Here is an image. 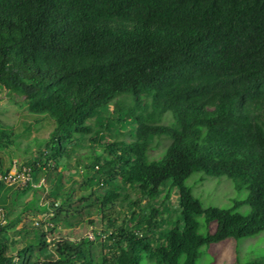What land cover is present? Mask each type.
<instances>
[{
	"label": "trees",
	"instance_id": "obj_1",
	"mask_svg": "<svg viewBox=\"0 0 264 264\" xmlns=\"http://www.w3.org/2000/svg\"><path fill=\"white\" fill-rule=\"evenodd\" d=\"M0 88L53 122L15 163L26 184L0 178V264H195L202 245L264 231V0H0ZM17 137L0 122V175ZM85 139L105 154L68 168ZM195 171L227 175L245 199L203 206L185 182ZM30 189L43 202L34 193L15 212ZM31 210L39 227L22 226L13 248L8 228ZM93 213L92 238L47 241ZM200 215L213 231H198Z\"/></svg>",
	"mask_w": 264,
	"mask_h": 264
},
{
	"label": "rangeland",
	"instance_id": "obj_2",
	"mask_svg": "<svg viewBox=\"0 0 264 264\" xmlns=\"http://www.w3.org/2000/svg\"><path fill=\"white\" fill-rule=\"evenodd\" d=\"M22 97L18 94H9L6 93L5 89L0 88V122L5 125H11L16 133L17 144L11 146L8 150L12 157L13 163L19 165L26 161L28 158H31L37 155L39 147L43 144L44 140L48 137L50 130L53 127L52 120L41 114L30 113L25 104H21ZM113 104L109 105V110L111 111ZM170 115V112H167ZM170 120V117L167 115L163 119L164 122ZM128 127L122 128L121 132L125 133ZM120 138H129L128 135L121 134ZM168 140L165 137L155 138L152 145L148 150L149 159H158L161 157L162 153L165 150ZM73 153L68 163V168H73L77 162L83 164L88 162L89 159L94 155V153H100L104 155L103 146L97 143H93L88 140L78 141L77 145L73 147ZM80 167V165H79ZM74 169V168H73ZM73 169L71 171H73ZM12 171V169H11ZM65 175L68 176V171H64ZM64 175V176H65ZM41 177V175H40ZM202 177V178H201ZM78 180L80 176L76 175ZM186 184L190 185L192 188L193 194L199 198L203 206L208 205H217L220 207H230L233 205L234 200L241 201L246 197V189L242 188L240 190L236 189L234 186L233 180L227 175L223 174L220 176L207 175L204 171H195L187 179ZM32 184L37 186L43 184V186L48 187V181H44L43 178L40 181H33ZM18 185V184H15ZM7 191V190H6ZM3 191V192H6ZM8 192V191H7ZM44 192V191H43ZM34 193L40 197L38 203L43 202L42 190L38 189L33 191L32 189L28 190L27 193L22 198H19L14 206V211L18 212L22 203L29 198H31ZM35 194V195H36ZM131 198L136 197V193L130 192L129 195ZM176 194L173 193L170 198V204L175 205ZM145 201L142 200L141 203ZM117 205H121L117 203ZM121 209L125 210L126 206H120ZM118 208V207H117ZM249 205L247 203H242L237 207L239 212L249 211ZM119 209V208H118ZM43 213L29 211L28 215H25L21 220L16 223L13 227L8 228V235L10 238L17 240V244L13 246L21 245L20 238L18 236V230L22 226H26L28 231L33 227H39L35 224V221ZM167 214V211L164 215ZM15 213H12L10 217H13ZM117 216V213L114 214ZM92 218L93 223H88L87 219ZM0 218H1V207H0ZM81 222L72 228L58 225L53 232H49L47 235V241L51 242L53 239L59 238H69V239H78L86 234H90L93 228L100 230L103 225H101L99 217L94 213L88 216H85V219L77 217ZM200 226L198 231L202 234L207 231H213L215 229V222H211L209 225L205 223L204 216L200 215L197 217ZM118 220L120 218L118 217ZM47 223V222H46ZM208 225V226H207ZM43 228V227H42ZM209 228V229H208ZM44 254L41 256V258ZM236 257L241 262L249 261L251 259H263L264 258V231H260L258 234L250 237H242L238 240L233 238H227L220 242L211 243L209 245H202L199 248V255L196 259L195 264H235Z\"/></svg>",
	"mask_w": 264,
	"mask_h": 264
},
{
	"label": "built area",
	"instance_id": "obj_3",
	"mask_svg": "<svg viewBox=\"0 0 264 264\" xmlns=\"http://www.w3.org/2000/svg\"><path fill=\"white\" fill-rule=\"evenodd\" d=\"M12 169V171H11ZM9 170V172L5 175H0V178L5 181L7 184H18L24 185L30 179L28 173V167L23 166L20 170L17 168L16 164H14ZM90 238H92V234H88Z\"/></svg>",
	"mask_w": 264,
	"mask_h": 264
}]
</instances>
